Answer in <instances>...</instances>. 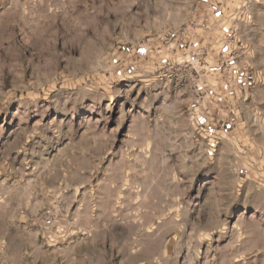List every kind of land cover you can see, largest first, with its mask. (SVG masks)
Instances as JSON below:
<instances>
[{"label": "rangeland", "instance_id": "374dc122", "mask_svg": "<svg viewBox=\"0 0 264 264\" xmlns=\"http://www.w3.org/2000/svg\"><path fill=\"white\" fill-rule=\"evenodd\" d=\"M0 264H264V0H0Z\"/></svg>", "mask_w": 264, "mask_h": 264}, {"label": "built area", "instance_id": "2783aa9c", "mask_svg": "<svg viewBox=\"0 0 264 264\" xmlns=\"http://www.w3.org/2000/svg\"><path fill=\"white\" fill-rule=\"evenodd\" d=\"M195 61H197V56L195 54H190L187 56L188 63H194Z\"/></svg>", "mask_w": 264, "mask_h": 264}]
</instances>
